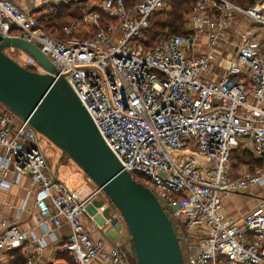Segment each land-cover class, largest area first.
<instances>
[{"label": "built area", "instance_id": "2783aa9c", "mask_svg": "<svg viewBox=\"0 0 264 264\" xmlns=\"http://www.w3.org/2000/svg\"><path fill=\"white\" fill-rule=\"evenodd\" d=\"M20 1L31 7L0 0V35L36 46L64 78L123 171L157 199L179 239L183 264H264V203L241 226L221 210L223 197L264 186V49L254 30L264 31V0L244 8L228 0H195L193 29L151 49L142 35L171 0H95L82 14L93 34L81 41L52 39L35 15L91 0ZM236 19L250 23L240 45L230 57L216 54ZM63 31L68 36L76 26ZM201 37L210 51L195 56ZM4 53L22 68L46 74L30 56L21 60L22 51ZM40 137L0 103V190L29 180L26 197L32 196L39 233L0 219V264L18 251L25 264H45L38 257L46 237L64 257L48 264H132L131 250L107 239L106 230L122 222L119 214L97 220L111 205L106 196L87 177L88 186L69 190L51 172ZM238 149L260 167L233 180L229 160ZM64 225L70 229L65 239L49 230ZM91 230L100 235L97 241Z\"/></svg>", "mask_w": 264, "mask_h": 264}, {"label": "water", "instance_id": "95a60500", "mask_svg": "<svg viewBox=\"0 0 264 264\" xmlns=\"http://www.w3.org/2000/svg\"><path fill=\"white\" fill-rule=\"evenodd\" d=\"M33 58L46 72L22 68L4 50ZM0 103L71 161L118 212L136 264H183L171 221L149 189L123 171L90 117L39 49L0 35Z\"/></svg>", "mask_w": 264, "mask_h": 264}, {"label": "crops", "instance_id": "0c3cea01", "mask_svg": "<svg viewBox=\"0 0 264 264\" xmlns=\"http://www.w3.org/2000/svg\"><path fill=\"white\" fill-rule=\"evenodd\" d=\"M14 4H16L19 8L22 10L29 9L30 3L28 2H21L20 0H10ZM242 21L241 24L238 21ZM233 25L231 28L226 30V36L227 40L225 42H222L220 47L216 48L214 52L216 54H221L223 56H232V54L235 52L236 47L240 45L241 42V35L245 31V29L250 26L248 20L244 19H236L232 23ZM255 33L257 36L258 44L264 49V31L261 29L255 28ZM210 51L206 38L201 37L197 39L194 43V50L192 54L195 56L205 55ZM217 70H214L216 74H222V70H220L218 67H214ZM212 78H216L214 74H212ZM48 163V166L60 180L67 174L70 177H75L80 180L81 186H88L86 182H84V178L86 177L71 161H69L66 165H58V163H54L56 166V170L54 172V168L50 167V163L48 162V159L46 160ZM60 172V173H59ZM85 177H84V176ZM246 171L238 172V174H232L231 173V179H238L246 176ZM9 180H12V175L8 176ZM66 183L65 180H62ZM86 181V178H85ZM66 187L67 183H66ZM29 188V180L27 178H20L18 181L13 184L8 191H1L0 190V219H6L10 223H14L17 226L21 228L23 231H31L33 230V233L38 236L39 233L37 230L34 229L35 222L32 218L31 214L36 213V209L33 203L32 196L26 197L27 190ZM91 186H89L90 190ZM69 190H73L68 188ZM79 189V188H78ZM77 190V189H75ZM88 190V189H87ZM236 195L238 197L245 198L247 201H245L241 206L238 205H232V207L224 206V200L230 199L229 201H235ZM235 197L228 195L223 197L221 202V210L222 213L228 217L229 219L235 221L239 226L242 225V218L255 209L259 204L264 203V186L263 187H253L249 189L248 191H245L241 194H236ZM223 204V207H222ZM96 207V205H95ZM89 211L91 213H94V209L92 207H89ZM118 212L109 205L108 209L103 213L102 216H98L97 220L99 222H102L104 219L110 218V216ZM118 215V214H117ZM50 232L54 234V237L57 239H65L70 234V229L68 226L64 225L62 228L58 230H53L51 227H49ZM122 231L121 234L117 233V231ZM107 239L110 243H116L119 242L122 245L125 246V248H129V251L131 250L130 240L128 239V235L125 229V226L122 222L120 224L115 225L113 228H108L106 230ZM99 234L97 232H94L91 230V238L93 241H97L99 239ZM45 250L39 254V260L42 263L48 264L56 257L57 260H60L61 258H64L61 255L55 254V247L52 245L50 237L45 238ZM19 252V251H18ZM21 255V254H20ZM14 258V253H11L7 257H3L5 259L7 264H11Z\"/></svg>", "mask_w": 264, "mask_h": 264}, {"label": "trees", "instance_id": "16d2710c", "mask_svg": "<svg viewBox=\"0 0 264 264\" xmlns=\"http://www.w3.org/2000/svg\"><path fill=\"white\" fill-rule=\"evenodd\" d=\"M229 2L233 3L239 7H247L251 5V0H228ZM195 0H171L170 5L172 6V11L166 16L165 20L158 19L159 14H155L150 19V26L149 28L144 31L143 37V44L146 49H151L154 47L155 43L159 40L167 37H174L179 36L183 37L186 36L188 33H184L182 30V20L183 15L187 13V6L192 4L191 8L194 5ZM81 6L77 4H73L70 6H55L51 7L50 13L44 14L42 17L36 18L38 24L48 36L49 34L53 35L58 32V30L69 22L75 20L77 17L74 15V11L81 10ZM72 9V11H70ZM247 153V152H244ZM247 155V154H246ZM248 156V155H247ZM253 171L260 167V164L252 159ZM131 245V244H130ZM14 258L11 264H25L22 256L19 252H13ZM131 263H135L132 246H131Z\"/></svg>", "mask_w": 264, "mask_h": 264}, {"label": "rangeland", "instance_id": "374dc122", "mask_svg": "<svg viewBox=\"0 0 264 264\" xmlns=\"http://www.w3.org/2000/svg\"><path fill=\"white\" fill-rule=\"evenodd\" d=\"M95 0H91L90 2H86L84 6H81V10L79 11H74L75 17H77L75 20L69 22L66 24V26L60 28L56 34H49V36L54 39V40H76V41H81V39H86L90 36V34H93V29L89 26H84L82 22V14L88 10L89 5H91L92 2ZM192 6V4H191ZM190 5L187 6L188 10L187 13L183 15V26L182 30L184 33H188L193 29L192 21H191V15H192V8ZM72 11V9L70 10ZM172 11V6L170 5V8L167 9L165 12L159 13V16L157 18L161 20H165L166 16ZM50 13V10L47 8L46 10H41L39 11L35 16L36 18L42 17L44 14ZM240 24L242 21H238ZM75 25L76 26V31L72 32L70 35L66 36L64 33L63 29L69 25ZM233 25V24H232ZM185 36V35H184ZM183 36V37H184ZM9 54H11L9 52ZM26 58V54H22L20 56L21 60H24ZM39 147L40 150L45 157V159H48V162L50 163V167L54 168V172L56 170V166L54 163H58V165H66L69 163V160L64 157L63 154L60 153L56 148H54L46 139H44L42 136L40 137L39 141ZM245 151L238 149L233 151V153L230 156L229 160V165L231 167V173L233 174H238V172H243L246 171V174H251L253 171V161L252 157L250 156L249 153H244ZM248 156H247V155ZM60 173V172H59ZM84 176V175H83ZM85 177V176H84ZM86 178V177H85ZM84 178V182H85ZM62 180H65L67 183L68 188L70 189H78L81 186L80 180L75 178V177H70L67 174L61 178ZM233 196V195H231ZM235 197V195L233 196ZM236 200L235 201H229L230 199H225L224 200V206H229L232 207V205H238L241 206L245 201H247L245 198H242L241 196L238 197L236 195ZM223 207V204H222ZM129 239V237H128Z\"/></svg>", "mask_w": 264, "mask_h": 264}]
</instances>
